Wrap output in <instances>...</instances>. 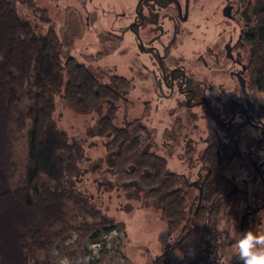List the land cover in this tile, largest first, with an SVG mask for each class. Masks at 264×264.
Here are the masks:
<instances>
[{
    "label": "rangeland",
    "instance_id": "obj_1",
    "mask_svg": "<svg viewBox=\"0 0 264 264\" xmlns=\"http://www.w3.org/2000/svg\"><path fill=\"white\" fill-rule=\"evenodd\" d=\"M9 1L16 14L38 33L51 28L59 37L73 39L72 44L61 49L62 61L74 58L102 84L109 85L116 76L129 81L127 96L133 100V105L120 103L113 122L123 126L127 121L138 119L152 131L150 151L165 159L168 169L183 178L189 213L197 206L198 188L194 182L203 173L202 151L211 142L223 149L227 154L221 170L225 179L223 194L215 207L214 223L204 235L209 250L202 256L193 252L178 254L167 264H236L240 219L245 212L260 206L264 198L263 186L253 165L255 159L264 155L259 151L257 158L254 154L245 156L254 153L255 146L249 138L258 141V132L252 128H226L207 108L182 105L183 97L174 92L175 88L165 87L155 57L136 48L137 38L128 28L135 20L138 0H34L32 9L21 0ZM262 1L241 0L240 13L232 16L224 12L234 8L235 0H189L187 14L183 13L185 18L180 21L175 19L173 4L157 8L154 17L164 33H159L155 44L164 66L182 68L200 99L212 102L214 98H225L231 74L238 67L224 62L222 56L217 59L215 54L223 44L234 45L239 40L240 24L244 27L249 19L247 6L259 8ZM154 24L149 22L147 26ZM143 31L139 32L144 38ZM241 55L246 61L245 54ZM63 87L62 82L60 91L52 97L53 124L71 140L82 143L84 159L78 164L81 172L78 186L93 196L94 208L116 222L117 227L95 240L87 238L83 242L85 253L69 258V250L78 240L72 235L63 246L50 251L51 263L153 264L182 231L177 229L169 234L160 219L159 209L145 203L139 191L133 196L125 193L104 174L108 168L105 153L108 138L98 134L95 125L104 115L106 105L88 113L71 110L63 102ZM255 94L257 103L264 104V95ZM210 107L215 109L212 104ZM173 135L176 137L172 138ZM23 149V145H19L20 156ZM235 190L243 192V200H232ZM247 217L241 223V233L264 237V208L257 212L253 228H250L251 220L246 221Z\"/></svg>",
    "mask_w": 264,
    "mask_h": 264
},
{
    "label": "trees",
    "instance_id": "obj_2",
    "mask_svg": "<svg viewBox=\"0 0 264 264\" xmlns=\"http://www.w3.org/2000/svg\"><path fill=\"white\" fill-rule=\"evenodd\" d=\"M21 1L34 7V0ZM246 10L250 14L239 45L246 57L245 78L254 92L264 95V0L259 8ZM72 41L51 28L38 33L9 0H0V264H52L50 251L75 235L78 240L68 255L73 258L85 253L84 240L117 227L78 186L82 143L53 124L52 97L62 82V99L69 109L88 113L106 105L95 125L96 132L108 138L104 174L125 193L139 191L145 203L159 209L169 234L182 231L153 264H167L186 252L202 256L209 250L204 235L223 194L226 157L215 144L202 151L197 206L189 213L183 178L150 151L152 131L138 119L123 126L113 122L119 104L132 101L127 96L129 81L116 76L109 85L102 84L74 58L62 61L61 49ZM233 193V201L244 199L241 190ZM256 215L246 218L250 228Z\"/></svg>",
    "mask_w": 264,
    "mask_h": 264
},
{
    "label": "flooded vegetation",
    "instance_id": "obj_3",
    "mask_svg": "<svg viewBox=\"0 0 264 264\" xmlns=\"http://www.w3.org/2000/svg\"><path fill=\"white\" fill-rule=\"evenodd\" d=\"M188 1L189 0H183V5L182 0H138L134 11L135 20L128 27L137 38L136 48H138L140 52L150 54L151 56L153 55L155 57L161 72L163 84L167 88H175L174 92L183 97L182 105L188 107H192L193 105L204 106L209 110L212 117L217 122L226 126V128H252L256 130L259 134L258 141L254 142L251 140V138H249V142L255 146L254 153H246L245 156L251 157V155L254 154V157L257 158V156L260 154L259 151H261L262 155H264V104L257 103L255 96L256 92H254L249 87L245 78V59L242 57V52L239 49L243 34V28L241 24V34L239 40L234 45L223 44L218 49V54H215L217 59L222 56V60L224 62L229 61L238 67L237 70L231 74L232 78L230 83L231 85L229 86L230 89L227 91L228 95H223L225 98H214L212 102H207L204 99H200V97H197L198 93L194 89L193 84L190 82V79H188L186 72L182 68H179L176 65H172L171 67L164 66L162 56L160 55V49L155 44L159 33L162 32L163 34L164 32L162 29L163 27L158 24L157 19L154 17V13L157 8L161 9L165 8L167 5L172 6L173 4L176 9V17H174L180 21L185 18H183V15L187 14L186 6ZM240 2L241 0H235L234 8L232 7L231 10H225L224 14L227 15V12H230L232 13V16L233 14L235 16L238 15L241 11ZM149 22L155 23L154 26H147ZM139 31H143L145 33L144 38L140 35ZM146 44L147 46H145ZM129 104L132 106L133 100L131 102L129 101ZM211 104L213 105V108H215L214 110L210 107ZM177 129L180 130V126L177 127ZM176 135H173L172 138H175ZM209 144L215 143L211 142ZM218 150L224 157L227 156L223 149ZM233 154L235 155V153ZM259 163H263L259 168L260 174L263 175L264 157L257 160L255 159L253 161V165L255 164V171ZM194 183V186H197L196 184H198V181L196 180ZM236 264H238V262Z\"/></svg>",
    "mask_w": 264,
    "mask_h": 264
},
{
    "label": "clouds",
    "instance_id": "obj_4",
    "mask_svg": "<svg viewBox=\"0 0 264 264\" xmlns=\"http://www.w3.org/2000/svg\"><path fill=\"white\" fill-rule=\"evenodd\" d=\"M238 249V264H264V237L242 233Z\"/></svg>",
    "mask_w": 264,
    "mask_h": 264
},
{
    "label": "water",
    "instance_id": "obj_5",
    "mask_svg": "<svg viewBox=\"0 0 264 264\" xmlns=\"http://www.w3.org/2000/svg\"><path fill=\"white\" fill-rule=\"evenodd\" d=\"M257 162V161H256ZM263 163H259L258 166L256 167V172H257V175L259 176L260 180H261V183H262V186H263V194H264V177L260 174L259 172V168L261 167ZM255 165V164H254ZM264 208V198H263V202L260 206L256 207L255 209L253 210H250V211H247L243 214V216L241 217L240 219V224H239V228H240V235L242 234L241 233V223L243 221V219L247 216H250L254 213H256L257 211H259L260 209Z\"/></svg>",
    "mask_w": 264,
    "mask_h": 264
}]
</instances>
